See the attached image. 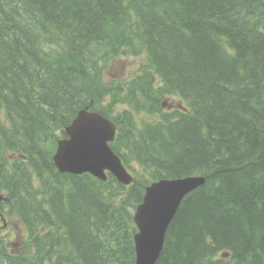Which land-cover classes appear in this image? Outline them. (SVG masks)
I'll return each instance as SVG.
<instances>
[{"label":"trees","instance_id":"trees-1","mask_svg":"<svg viewBox=\"0 0 264 264\" xmlns=\"http://www.w3.org/2000/svg\"><path fill=\"white\" fill-rule=\"evenodd\" d=\"M52 39L59 50L46 58ZM120 50L148 63L104 86L100 61ZM259 77L264 0H0V194L10 199L0 212L8 206L34 245L13 254L0 237V264H135L132 211L146 184L61 174L52 160V134L91 101L106 113L109 97V108L130 102L158 119L116 117L111 147L127 165L207 178L182 202L157 264H264ZM175 96L183 109L165 110Z\"/></svg>","mask_w":264,"mask_h":264},{"label":"water","instance_id":"water-1","mask_svg":"<svg viewBox=\"0 0 264 264\" xmlns=\"http://www.w3.org/2000/svg\"><path fill=\"white\" fill-rule=\"evenodd\" d=\"M67 132L70 138L59 142L55 156V163L61 172L90 173L105 180L104 173L109 170L120 182H132L131 176L108 146V142L114 140V124L99 114L80 111ZM181 184L178 181L163 180L146 190L144 202L138 207L135 216L141 231L135 237L138 248L136 264L157 262L165 233L188 193L179 190L185 188Z\"/></svg>","mask_w":264,"mask_h":264},{"label":"rangeland","instance_id":"rangeland-1","mask_svg":"<svg viewBox=\"0 0 264 264\" xmlns=\"http://www.w3.org/2000/svg\"><path fill=\"white\" fill-rule=\"evenodd\" d=\"M246 61H251V58L245 59ZM145 63V56H132V55H118L114 58H110L104 64L103 78L102 81L116 80L120 81L121 79H128L133 75H136L141 66ZM249 63V62H248ZM259 80H256V86H250V89H259L264 90V83L262 82L261 77ZM254 85V84H253ZM258 87V88H255ZM171 101H174L170 99ZM167 105L164 106V109H167ZM124 106L117 107L113 114H118L125 110ZM6 121L3 113L0 111V126H5ZM132 168L136 170V173L139 174L140 179H145L146 174L143 173L142 169L137 167L135 164ZM8 224L7 227H4L0 223V234L3 238L7 240L10 244L11 249L18 251L19 253L32 255L33 251L31 250L30 242L28 239V234L26 228L20 223V221L14 217L9 216L7 218ZM260 248V245L257 247ZM36 263V262H35Z\"/></svg>","mask_w":264,"mask_h":264},{"label":"bare ground","instance_id":"bare-ground-1","mask_svg":"<svg viewBox=\"0 0 264 264\" xmlns=\"http://www.w3.org/2000/svg\"><path fill=\"white\" fill-rule=\"evenodd\" d=\"M229 5V4H228ZM218 54V53H217ZM252 55V54H251ZM221 57V56H220ZM222 58V57H221ZM90 64V63H89ZM131 78V77H130ZM123 80V79H121ZM167 105V109L165 110H169V109H172L173 107H179L180 109H183V106H181L179 103L177 102H174V101H171L170 100V97H168L164 104H163V108L164 106ZM251 109V108H250ZM188 111V110H187ZM5 121H6V118H5ZM161 161V160H160ZM158 161V162H160ZM155 164V163H154ZM161 164V163H160ZM164 167V166H163ZM174 181H178L180 183H183L181 185H184L185 188L184 190L180 189L179 190L183 193H186V196L188 197L191 193H193L194 191L198 190L199 188H201L202 186H204L206 184V180L207 178L205 176H202V175H189V176H183V177H178V178H172ZM192 179V180H191ZM197 180H202L200 182H194V181H197ZM138 181H142L141 179H138ZM200 183V185H199ZM175 218V217H174ZM173 218V219H174ZM1 233V232H0ZM0 237L2 238V235L0 234ZM222 249V248H221ZM224 249V248H223ZM230 250V249H229ZM228 250V251H229ZM231 251V250H230ZM225 254V253H224Z\"/></svg>","mask_w":264,"mask_h":264}]
</instances>
